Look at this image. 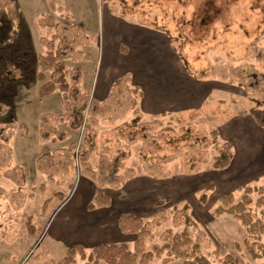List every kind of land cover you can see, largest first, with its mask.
Masks as SVG:
<instances>
[{
  "label": "rangeland",
  "instance_id": "1",
  "mask_svg": "<svg viewBox=\"0 0 264 264\" xmlns=\"http://www.w3.org/2000/svg\"><path fill=\"white\" fill-rule=\"evenodd\" d=\"M14 2L36 52L65 51L70 83L76 81V65L82 66L78 84L91 100L82 126L74 129L72 105L61 90L41 97L40 81L0 90V264H61L75 243L72 233L77 236L73 230L79 222L95 223L85 241L87 252L103 236L114 239L110 229L120 198H125L121 209H141L150 214L145 220L155 223L147 250L163 245L165 230L183 231L187 205L197 223L188 229L201 254L222 264L216 253L221 246L241 264H264L263 257L248 250L243 223L214 212L220 195L233 192L239 201L244 191L238 187L250 184L261 188L251 193L252 210L261 214L262 161L247 163L252 171L246 178L240 169L238 175L212 165L227 138L239 152L248 149L253 158L264 154L263 136H246L238 128L217 138L213 133L233 116L253 122L247 111L264 108V0H0V6L13 13ZM108 17L158 30L149 32L151 49L165 58V67L181 68L186 85L192 76L221 80L213 84L220 90L198 109L157 115L142 111L137 78L125 73L124 65L109 69L111 75L104 70L109 64L102 59H110L100 37ZM61 37L71 42L65 45ZM122 45V58H128L130 45ZM104 72L110 79L98 90ZM228 171L232 180L224 178ZM147 175L157 179V191L145 182ZM149 191L151 197L143 195ZM204 192L206 203L200 200ZM122 238L134 249L136 234ZM168 256L164 252L149 264H183L185 259Z\"/></svg>",
  "mask_w": 264,
  "mask_h": 264
},
{
  "label": "trees",
  "instance_id": "2",
  "mask_svg": "<svg viewBox=\"0 0 264 264\" xmlns=\"http://www.w3.org/2000/svg\"><path fill=\"white\" fill-rule=\"evenodd\" d=\"M13 10L14 14L8 8L0 6V90H12V87L19 82L30 85L38 81L43 82L39 88L41 97L61 90L66 102L72 105L71 126L74 129L80 128L86 118L85 113L91 100L90 92H83L78 84L82 76V66L76 65V72L73 74L76 81L70 83L66 64L69 55L60 47H51L44 53L36 52L28 30L22 25L21 15L15 2ZM61 41H64L65 45L71 42L67 37H61ZM182 59L187 67V60L183 56ZM48 72H50L49 78ZM81 101L82 104L77 105ZM249 113L264 128V108L251 107ZM45 116L48 117V115ZM138 120V116L134 118V121ZM213 133L217 138L218 130L214 129ZM232 150L231 141L220 144L219 153L214 156L213 167L215 169L228 167L233 157ZM238 188L244 191L241 199L235 201L233 192L222 194L220 195L221 204L215 208L214 212L216 215L228 213L238 218L248 233L246 239L248 250L253 257L264 258V242L262 241L264 196H261L258 201V205L262 207L261 214H256L251 206L254 201L251 193L254 190L261 191V188L250 184L240 185ZM200 200L203 203L207 202L206 192L202 194ZM159 203L161 202H157ZM183 209L182 214L186 224L183 231L175 232L172 228L165 230L163 245H155L152 250H147L145 245L147 239L152 236L155 223L125 211L120 215L118 224L122 232L137 235L134 249H131L127 242L98 243L87 252L83 243L76 242L68 247L61 264H79L77 256L85 261L84 264H149L155 256L162 255L164 252L169 255L167 259H172L174 255L185 257L183 264H216L201 254L199 244L193 240L188 229L190 225H197V223L190 215L188 206L185 205ZM216 253L220 255L222 264H241L232 253L221 246Z\"/></svg>",
  "mask_w": 264,
  "mask_h": 264
},
{
  "label": "crops",
  "instance_id": "3",
  "mask_svg": "<svg viewBox=\"0 0 264 264\" xmlns=\"http://www.w3.org/2000/svg\"><path fill=\"white\" fill-rule=\"evenodd\" d=\"M117 25L118 27L116 28ZM128 25L131 26L124 25L122 21L120 22L114 20L111 17H108L106 21L103 23V30H102L103 38L101 39L100 37L101 48H103L104 54H108L107 58L110 59V61H107L104 58L102 59V62L106 61V63L109 64V66L104 68V70H106L105 72L110 73V75H111V71L109 69H111L113 72L114 69L113 66L122 68V66L124 65L123 68H125V73L130 72L134 80L135 78H137L136 80L137 84L140 85L142 88V97L140 99V108L142 111L148 112L149 114L157 115L163 112H176L182 109L183 110L198 109L203 106L202 105L203 100H205L206 97L211 95L215 89L220 90V88L216 87V85H213L214 83L221 82V80H217V79H210V78L198 79L192 76L193 82L191 83L188 82L189 85L184 84L183 83L184 78L182 76L181 68L179 69V72H177V68L175 66H171V67L168 66V68L167 66L165 67V58H162L161 56H157L156 52H153L151 49L154 44H152L153 42L150 40L152 39L154 40V37L150 36L149 32L158 31V30L152 28L150 29L145 25L134 24L131 22H128ZM123 26L127 30L125 31V33L119 29V27H123ZM125 42L129 43L130 45L128 58H122V53L120 52L121 45L123 43L125 44ZM116 71L117 74L120 73L119 70ZM105 72L103 75L102 83L98 82L96 84L98 85V90L104 89L106 84L108 83L107 80L110 79L109 74H105ZM203 95L204 97H201ZM249 110L247 111L248 113ZM250 116L253 118L251 114ZM236 117H239V119L236 120L235 119ZM220 124L221 125L217 126L219 135H222L224 130L232 131V129L238 128L240 130H243L241 133H243L246 136H248L247 134L252 135V133L250 132H253L255 134L264 137V128L261 127L255 121L254 118H253V122H251L249 118L246 116H240V115L233 116V118H229L227 119L226 122L224 121L221 122ZM222 126L225 127L222 128ZM229 135H230L229 133L228 134L226 133V136ZM225 140L231 141L229 140V138ZM231 142L233 143L234 152L230 165L224 169H216V170L224 171V170L232 169L231 171H233V174L239 175L240 174L239 169H240L241 171H243L242 173L243 175L241 177L246 178L247 176L250 175V171H252V168H249L248 164L251 163L253 160L258 159L257 161L259 160L262 161L261 163L264 165V154L261 155L260 153L259 155L258 153H256L253 158L251 154L252 152L250 150L246 149L244 152L243 151L239 152L237 151L235 142L233 141ZM229 173L231 174V172L229 171L223 174L225 179L228 177L226 180H232V177H230ZM147 177L149 179L147 181L145 180V182L149 185V187L152 188V191L154 192L157 191L156 189H153L155 185H157L154 182L157 179L150 175H147ZM125 184L123 186H125ZM150 191L143 195H145L146 197L147 196L151 197L152 191L151 192ZM140 193L142 192L140 191ZM128 199L129 198L126 199V202H132L129 201ZM123 201H125V198H120L118 201V205L116 206V210H117L116 217L114 218L110 229V232L114 234L113 236L114 239L108 240L106 236H103L104 238L101 239L98 243L125 242V239H123L122 237L127 235L128 233L122 232L118 224L119 217L123 212L125 211L131 212L144 219L149 217L150 214H146L145 212H142L141 209H130V208L121 209V204H123L122 203ZM113 202H114V197H112V203ZM103 215L106 216V214H102V215L98 214V218L102 217ZM82 219L84 221V217ZM101 224L102 223H100V225ZM94 225L95 223L93 221L79 222V224H77L76 229L73 230L75 232H78L77 236L74 233H72V235L76 237V238L73 237V241L75 243L81 242L85 245V241L88 240L89 238L88 235L92 232L90 229H92Z\"/></svg>",
  "mask_w": 264,
  "mask_h": 264
}]
</instances>
